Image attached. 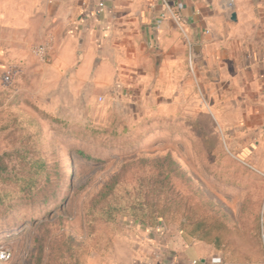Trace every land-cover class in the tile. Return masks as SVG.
I'll return each mask as SVG.
<instances>
[{
  "label": "rangeland",
  "instance_id": "1",
  "mask_svg": "<svg viewBox=\"0 0 264 264\" xmlns=\"http://www.w3.org/2000/svg\"><path fill=\"white\" fill-rule=\"evenodd\" d=\"M198 71L188 61L161 91L115 82L93 106L81 95L65 99L47 82L43 90L33 71L19 73L12 92L0 90V252L11 254L0 264H125L135 235L161 228L234 260L255 259L264 124H222L214 100L237 120L246 107L231 103L241 93L212 76L205 83ZM167 157L171 163L155 164ZM115 180L108 202L122 212L108 222L93 202Z\"/></svg>",
  "mask_w": 264,
  "mask_h": 264
},
{
  "label": "crops",
  "instance_id": "2",
  "mask_svg": "<svg viewBox=\"0 0 264 264\" xmlns=\"http://www.w3.org/2000/svg\"><path fill=\"white\" fill-rule=\"evenodd\" d=\"M165 5L180 17L183 31L170 15L161 17ZM195 45L201 46L197 59ZM41 46L49 47L45 59L34 52ZM188 61L205 83H225L241 93L231 103L237 110L246 107L237 120L226 118L219 110L225 105L214 100L222 124H264V0H0V90L7 93L19 73L33 71L43 90L47 82L65 99L81 95L93 106L115 82L119 89L132 84L137 93L174 86ZM246 78L252 101L245 97ZM258 169L264 176V162ZM135 236L125 264H264L257 238L255 259L234 260L174 229Z\"/></svg>",
  "mask_w": 264,
  "mask_h": 264
},
{
  "label": "trees",
  "instance_id": "3",
  "mask_svg": "<svg viewBox=\"0 0 264 264\" xmlns=\"http://www.w3.org/2000/svg\"><path fill=\"white\" fill-rule=\"evenodd\" d=\"M171 162H172L171 158L167 157L165 159H160V160L155 161V164L159 165V164H166V163H171ZM38 166L39 168L42 169L44 165L43 163H39ZM246 170L249 171L248 168H246ZM174 171H177V172L181 171L183 173V170L180 169L178 165H175ZM47 180L48 179H46L45 181ZM33 188L34 186L29 187V190L31 193L33 191ZM117 188L118 186L116 184V180L111 183L106 184L104 188L102 189V191L97 196V198L94 200L93 206L95 208H98V206H101L99 207V213H101V220L108 221V222L114 221L117 215L120 212H122V208L118 204H110V202H108L116 194ZM255 210H257L256 212L259 211V209H255ZM254 216L255 217L251 219V222H252L251 225H253L255 228V233H254L255 237L259 239L261 242L260 231H261L262 217L259 214H256ZM183 234H185V236H187L189 239L193 237L187 233H183ZM209 244H214V243H209Z\"/></svg>",
  "mask_w": 264,
  "mask_h": 264
},
{
  "label": "built area",
  "instance_id": "4",
  "mask_svg": "<svg viewBox=\"0 0 264 264\" xmlns=\"http://www.w3.org/2000/svg\"><path fill=\"white\" fill-rule=\"evenodd\" d=\"M166 7V11L161 15L162 18L167 17L168 15H170L177 23L178 27L180 28L181 31H183V29L180 26V17L176 16L175 14H173V12L171 11V8H169L167 5H165ZM104 8V4H99L98 10H97V14H100L102 9ZM49 47L48 46H41L38 49H36L34 52L37 56L41 57L42 59H45L48 53ZM7 81H9V78H6ZM260 239H261V244L262 247L264 249V219H262L261 221V231H260ZM11 257V254L9 251L6 250H2L0 252V260L1 261H6ZM195 264V263H194ZM210 264H218V263H210Z\"/></svg>",
  "mask_w": 264,
  "mask_h": 264
},
{
  "label": "water",
  "instance_id": "5",
  "mask_svg": "<svg viewBox=\"0 0 264 264\" xmlns=\"http://www.w3.org/2000/svg\"><path fill=\"white\" fill-rule=\"evenodd\" d=\"M232 19L234 21L236 20V14L232 15ZM192 56H193V59H197L201 56V46L200 45H195L192 47Z\"/></svg>",
  "mask_w": 264,
  "mask_h": 264
}]
</instances>
